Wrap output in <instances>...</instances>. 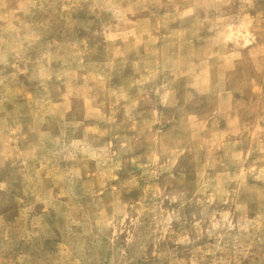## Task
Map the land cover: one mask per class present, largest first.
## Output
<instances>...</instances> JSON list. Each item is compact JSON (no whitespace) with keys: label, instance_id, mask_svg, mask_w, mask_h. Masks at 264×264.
<instances>
[{"label":"rangeland","instance_id":"1","mask_svg":"<svg viewBox=\"0 0 264 264\" xmlns=\"http://www.w3.org/2000/svg\"><path fill=\"white\" fill-rule=\"evenodd\" d=\"M0 264H264V0H0Z\"/></svg>","mask_w":264,"mask_h":264}]
</instances>
